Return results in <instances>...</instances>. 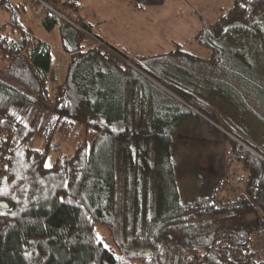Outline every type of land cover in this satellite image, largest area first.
Wrapping results in <instances>:
<instances>
[{"label":"trees","instance_id":"trees-1","mask_svg":"<svg viewBox=\"0 0 264 264\" xmlns=\"http://www.w3.org/2000/svg\"><path fill=\"white\" fill-rule=\"evenodd\" d=\"M45 1L74 25L39 18L46 32L58 30L69 57L62 82L52 72L50 47L20 24L26 3L0 0L9 15L0 25V189L10 193V201H1L9 208L0 209V264H168L174 253L192 264H264V141L255 143L259 150L243 142L251 153L228 139L226 163L245 175L235 201L208 195L181 205L176 187L173 137L195 116L182 103L198 113L204 105L176 83L175 60L218 65L223 52L214 46L205 60L178 50L129 59L91 33L79 15L83 0ZM129 1L143 11L170 0ZM223 11L206 33L215 41L236 20L233 29L253 30L264 0H233ZM259 40L264 53V35ZM45 113L55 118L53 125L82 115L92 138L69 157H53L52 130L35 149L33 134ZM120 175L122 184L132 180L135 202L136 185L143 190V215L132 227L139 226L132 245L141 254L106 247L96 232L115 226ZM244 207L257 211L259 230L213 228L224 220L216 219Z\"/></svg>","mask_w":264,"mask_h":264},{"label":"rangeland","instance_id":"rangeland-1","mask_svg":"<svg viewBox=\"0 0 264 264\" xmlns=\"http://www.w3.org/2000/svg\"><path fill=\"white\" fill-rule=\"evenodd\" d=\"M15 1H25L28 4L31 11H26L22 15L20 24L36 39L49 45L53 74L59 76L58 81H62L66 74L68 57L61 49L58 31L46 32L36 21H33L32 17L37 19L43 16H35L34 7L31 6L29 0ZM124 1L127 0H86L82 13L89 18L97 14L98 17L110 20V18L119 16L120 12H124L126 8ZM232 1L170 0L161 7L148 8L144 15L138 16L137 20L134 19L130 21L131 23L121 18L122 24L118 26V28L127 27V31L130 32L129 38L149 43L151 52L154 54L178 50L205 60L214 46L223 52V58L218 65H206L186 59L175 60L180 70H186L196 76L204 88L209 86L207 81H211L216 84L212 85V89L218 88V92L224 95L221 108L217 112L205 106L201 108L200 116L210 124H207L206 127L208 134L205 133V129L195 136L180 133L174 141L176 187L181 205L190 204L194 200L206 198L208 195L217 201H235V197L239 196L242 191L243 185L240 180L245 175L238 165L230 164L229 166L226 163L230 156L228 139L235 141L244 150L251 153L254 151H251L246 144L260 149L249 140V135L241 136L238 133L240 130L235 126L240 124L244 132L251 129L255 133L259 144L264 141V53L259 40V36L264 35V14L256 19L253 30L251 27L245 30L233 29L239 23L236 20L226 27L224 35L218 41L212 40L208 35L210 26L219 20L220 13L227 10L232 5ZM27 13L29 14L26 15ZM6 21V14L0 13V25ZM141 23L148 27V31L140 32ZM234 23L237 24L233 25ZM216 98L218 101L217 96ZM42 116L37 130L33 134L32 145L35 149L41 148L44 142L40 138L54 130V138L48 144L49 149L53 152V157L60 154L61 157L63 155L69 157L74 150L86 145L92 138V130L85 127L82 115L62 118L56 125L49 123L55 120L52 115L45 113ZM239 118L247 125L241 124L238 121ZM182 127L186 130L185 126ZM258 131H260V136H258ZM262 154L264 155L263 151ZM120 173L119 171L118 174ZM121 178L122 175L118 176L115 226L111 232L102 228H96V232L106 247H113L117 251L130 254H141V251L132 245L137 237L139 226L136 230L134 229V232L132 227H134V223L138 225V221L143 215V206H141L143 190L141 185H136L138 190H136L135 197L138 201L135 202L131 197H134L135 191L132 188V180L129 179L128 182L122 184ZM148 196L146 208L151 206V197ZM9 199L8 188L0 189V202H8ZM136 207L140 209L138 210ZM229 217L231 218L216 219V222L224 220L213 228L227 231L260 229L258 213L255 209L244 207ZM214 229L213 231H215ZM174 254L170 255L168 264H192L191 258L176 257Z\"/></svg>","mask_w":264,"mask_h":264},{"label":"crops","instance_id":"crops-1","mask_svg":"<svg viewBox=\"0 0 264 264\" xmlns=\"http://www.w3.org/2000/svg\"><path fill=\"white\" fill-rule=\"evenodd\" d=\"M9 1L13 5L18 4L19 2L23 3V4L26 3L25 1L24 2H22V1L18 2V1H15V0H9ZM85 1L86 0H83L80 3L79 15H80V18L87 24V26L89 27L91 33L94 34L95 36L99 37L105 44L110 45L115 50H117V51H119L121 53L127 54L129 56V59H136L137 57H149V56H154V55H164V54H170V53L173 52L172 51V52H169V53L154 54L153 52H151L150 44L147 43L146 41H143V40H137L136 41L135 38H129L130 32L127 31V27L126 26H124L123 28H121V27L118 28V26L120 24H122V22L120 21L121 18H124L125 21H129L130 22V21H133L134 19H136L138 16L144 15L146 13V10H148V9L143 10V11L135 10L132 7L130 1L127 0V1H124L125 4H126V8L124 9L123 13L120 12L119 16H115L114 18H110V20H107L106 18L98 17L97 14H95V15L92 16V18H89L84 13H82V12H84L83 10L85 8ZM27 7H28V9H27ZM25 8H26L25 11H24L25 13H26V11L27 12L31 11L27 3L25 4ZM0 13L2 14V13H5V12L3 10H0ZM28 14L29 13H27L26 15H28ZM30 15H31V13H30ZM6 17H7V20H8L9 15L6 14ZM32 19H33V21H36L37 24H39L42 27L41 20L39 18L35 19V18L32 17ZM138 22H140V21H138ZM125 23H123V24H125ZM142 24L143 23H141V25ZM103 27L105 29L101 30L100 28H103ZM54 30H57V29H54ZM139 30H140L141 33H144L145 31H148V27L145 26V25H142V26L139 27ZM134 43H135V46H134ZM45 44H47V43H45ZM190 56H193V55H190ZM208 56H209V54H208ZM208 56L206 57V59L208 58ZM67 57H68V55H67ZM222 58H223V56L221 57V59ZM177 59H179V60L180 59L191 60V59L185 58V57H180V58L178 57ZM68 63H69V57H68ZM68 63H67V67H68ZM67 67H66V71H67ZM176 74H177L176 83L180 87H183L187 91V93H189L190 95H194V96L196 95L195 97H197V99L202 103V105H204L208 109L214 110L215 112H217L218 109L221 108L222 99L224 98V95L218 92L219 89L218 90H215L216 88L212 89V82L211 81H207L209 86L207 88H204L202 83L197 80L196 76H193L188 71H186V70H178V72H176ZM55 77L58 80L59 76L55 75ZM62 81H59V82H62ZM214 85H216V84H214ZM158 87L166 92V90H164L160 86H158ZM213 90H215L214 92H216V95L218 97V101H217V98H216V100H213V98H212V95H213L214 92H212V93H210V92L213 91ZM201 95H203V97H200ZM182 104L187 109H189L192 113H194L195 116L191 117L189 120H187L186 122L183 123L182 126H185L186 130H184L183 127H181L177 131V133L173 137V145H174L175 139L180 135V133H187V134H192L193 136H195L200 131H202V129H205V133L208 134V132L206 131V127H207L208 123H206L205 120L200 116V114L197 113L191 106L186 105L185 103H182ZM235 121H237L236 118H235ZM238 121L241 124H243V125H247V123L245 121H241L240 118L238 119ZM251 124H253V123H251ZM208 125H210V124H208ZM202 126H203V128H202ZM235 127L238 128L242 132L241 133L240 131H238V133L241 136H243V135L245 136V134H246V135L250 136L249 140H251L252 142H254V143H256V142L258 143L259 142L257 137L255 138V133L252 132L251 129L249 131L246 130V132H244L242 130V127H241L240 124H238ZM217 135H219V134H217ZM214 136H216V135H214ZM258 136H260V131H258ZM172 149H173V147H172Z\"/></svg>","mask_w":264,"mask_h":264},{"label":"built area","instance_id":"built-area-1","mask_svg":"<svg viewBox=\"0 0 264 264\" xmlns=\"http://www.w3.org/2000/svg\"><path fill=\"white\" fill-rule=\"evenodd\" d=\"M32 7H34V14L37 17L51 15L56 17L58 20L63 21L67 24L73 25V21L70 16H65L64 13L61 12L60 8L51 7L46 3L45 0H29Z\"/></svg>","mask_w":264,"mask_h":264},{"label":"water","instance_id":"water-1","mask_svg":"<svg viewBox=\"0 0 264 264\" xmlns=\"http://www.w3.org/2000/svg\"><path fill=\"white\" fill-rule=\"evenodd\" d=\"M259 159H261V158L259 157ZM261 160H263V159H261ZM8 208H9V205L7 203L0 202V209L7 210Z\"/></svg>","mask_w":264,"mask_h":264},{"label":"snow or ice","instance_id":"snow-or-ice-1","mask_svg":"<svg viewBox=\"0 0 264 264\" xmlns=\"http://www.w3.org/2000/svg\"><path fill=\"white\" fill-rule=\"evenodd\" d=\"M46 167H47V165H46Z\"/></svg>","mask_w":264,"mask_h":264}]
</instances>
